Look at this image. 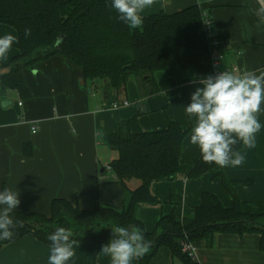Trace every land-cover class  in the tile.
I'll use <instances>...</instances> for the list:
<instances>
[{"label": "crops", "instance_id": "1", "mask_svg": "<svg viewBox=\"0 0 264 264\" xmlns=\"http://www.w3.org/2000/svg\"><path fill=\"white\" fill-rule=\"evenodd\" d=\"M194 4L210 14L216 34L233 41L224 50V65L238 66L240 73L248 70L259 74L264 70V20L256 15L264 7V0H154L141 16L161 10L172 13ZM142 26L143 22L138 28ZM7 34L17 36L13 27L0 23V37ZM16 54L12 45L6 58H0V67ZM209 74L214 75L210 68L204 75L182 78L179 91L172 94L170 91L179 85L177 78L158 70L155 78L160 93L144 103L136 77L130 76L128 98L122 104L115 88L92 87L82 68L63 55L55 54L26 69L24 77L31 96L21 99L17 91H10L5 103L0 97V191L6 187L18 190L21 203L16 210L27 212L49 214L54 198L78 203L83 209L98 203L122 208V188L109 168L117 156L108 145L116 122L134 116L140 109L138 120L144 131L165 128L168 116L185 128L193 127L195 117L189 118L184 107L191 102L199 79ZM258 119L261 130L256 134L255 147L239 150L244 162L220 167L230 180L251 182L236 185L246 201L264 200V112ZM34 125L38 127L35 132ZM190 134L182 145L180 161L184 165L194 163L201 154L190 144ZM28 142L32 144L30 156L23 150ZM210 179L211 175L205 173L196 179L178 176L155 183L153 192L162 204L139 207L138 218L149 231L161 215L171 212L177 218H193L203 190L214 192L225 206H230L232 198L220 179L215 178L213 184ZM50 246L27 234L0 249V264H48ZM193 247L200 264H264V249H260L257 233L216 234L212 246L202 240ZM74 250L76 255L67 264H111L110 257L98 251L93 242L77 241ZM176 259L182 262L163 246L150 264H177ZM131 264H137L136 260Z\"/></svg>", "mask_w": 264, "mask_h": 264}, {"label": "trees", "instance_id": "2", "mask_svg": "<svg viewBox=\"0 0 264 264\" xmlns=\"http://www.w3.org/2000/svg\"><path fill=\"white\" fill-rule=\"evenodd\" d=\"M0 23L13 27L18 40L13 43L18 54L0 67V97L4 103L10 91H17L21 99L29 98L24 71L55 54L80 66L92 87L115 88L122 104L128 98L130 76L136 77L144 103L160 93L155 78L158 70L177 78L179 85L170 91L172 94L179 91L182 78L209 71L210 43L199 4L144 16L143 26L131 29L118 19L111 0H0ZM26 28L31 29L28 37ZM140 113L138 109L134 116L118 120L108 138V145L117 152L109 167L122 188V208L98 203L83 209L78 203L54 198L49 214L15 210L12 215L23 222V227L14 230L12 240L0 241V249L27 234L51 245L49 234L65 227L74 232L76 241L93 242L101 251L112 238L111 228L117 226L138 227L152 242L149 254L136 260L137 264H150L163 246L184 264H200L185 246L202 240L212 246L216 234L257 233L260 249H264V200H243L236 189L239 183L251 182L230 180L220 166L203 162L201 154L194 163L182 164L183 141L192 126L185 128L168 116L165 128L144 131L138 120ZM242 147L237 144L234 150ZM23 150L30 156L32 144L26 143ZM205 173L220 179L232 198L230 206H225L214 192L203 190L193 218H177L171 212L161 215L152 231L146 229L137 210L162 204L153 192L155 183L178 176L196 179ZM134 179L139 180L138 185H132Z\"/></svg>", "mask_w": 264, "mask_h": 264}, {"label": "clouds", "instance_id": "3", "mask_svg": "<svg viewBox=\"0 0 264 264\" xmlns=\"http://www.w3.org/2000/svg\"><path fill=\"white\" fill-rule=\"evenodd\" d=\"M154 0H111V8L118 19L131 29L143 22L141 13L152 6ZM256 15L264 20V7ZM31 29H25V36ZM17 37L7 34L0 37V58H6ZM199 86L191 94V102L184 107L189 118L195 117L191 128L190 144L197 146L202 160L221 168L239 166L244 156L234 146L255 147L256 134L261 130L258 116L264 112V70H245L239 74L224 70L207 75L198 81ZM21 203L19 191L4 188L0 191V241H10L15 229L23 227L12 213ZM112 238L102 246L101 252L110 257L111 264H131L149 254L152 242L145 239L138 227L117 226L111 228ZM51 242L48 264H67L76 255L74 232L58 227L48 236Z\"/></svg>", "mask_w": 264, "mask_h": 264}, {"label": "built area", "instance_id": "4", "mask_svg": "<svg viewBox=\"0 0 264 264\" xmlns=\"http://www.w3.org/2000/svg\"><path fill=\"white\" fill-rule=\"evenodd\" d=\"M204 17H205L207 37L210 43V62H209L210 70L213 72L214 75L224 70L231 71L234 74H239L240 71L238 66L224 65V59H225L224 50L227 47L232 46L233 41L230 38L221 37L215 33L213 19L210 16V14L205 10H204ZM19 104L21 105L22 102H20ZM124 104H126V102ZM115 106H117V104ZM37 129L38 127L34 125L33 132L37 131ZM184 249L189 253V255L195 258V250L193 247V243L187 244Z\"/></svg>", "mask_w": 264, "mask_h": 264}, {"label": "rangeland", "instance_id": "5", "mask_svg": "<svg viewBox=\"0 0 264 264\" xmlns=\"http://www.w3.org/2000/svg\"><path fill=\"white\" fill-rule=\"evenodd\" d=\"M210 184H213L214 182H216L215 181V179H210ZM218 183H219V181H217ZM139 184V180L138 179H134L133 181H132V185L133 186H135V185H138ZM176 263L177 264H183L182 262H180V261H178V259H176Z\"/></svg>", "mask_w": 264, "mask_h": 264}]
</instances>
